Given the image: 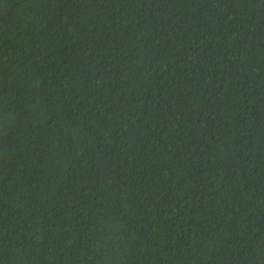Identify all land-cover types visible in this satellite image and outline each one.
I'll return each mask as SVG.
<instances>
[{"label": "trees", "instance_id": "obj_1", "mask_svg": "<svg viewBox=\"0 0 264 264\" xmlns=\"http://www.w3.org/2000/svg\"><path fill=\"white\" fill-rule=\"evenodd\" d=\"M0 264H264V0H0Z\"/></svg>", "mask_w": 264, "mask_h": 264}]
</instances>
